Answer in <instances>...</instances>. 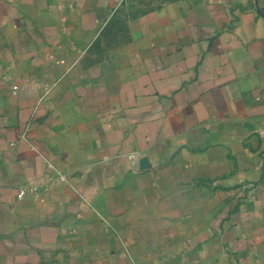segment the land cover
Masks as SVG:
<instances>
[{
  "label": "crops",
  "instance_id": "obj_1",
  "mask_svg": "<svg viewBox=\"0 0 264 264\" xmlns=\"http://www.w3.org/2000/svg\"><path fill=\"white\" fill-rule=\"evenodd\" d=\"M130 255L264 264V0H0V264Z\"/></svg>",
  "mask_w": 264,
  "mask_h": 264
},
{
  "label": "built area",
  "instance_id": "obj_2",
  "mask_svg": "<svg viewBox=\"0 0 264 264\" xmlns=\"http://www.w3.org/2000/svg\"><path fill=\"white\" fill-rule=\"evenodd\" d=\"M132 156H134V155H132ZM60 178L63 180H67L66 175H64V174H61ZM23 194H24V189H21L19 191L18 195L22 196ZM130 261H131V264H138L137 261L134 259V257H132V255H130Z\"/></svg>",
  "mask_w": 264,
  "mask_h": 264
},
{
  "label": "water",
  "instance_id": "obj_3",
  "mask_svg": "<svg viewBox=\"0 0 264 264\" xmlns=\"http://www.w3.org/2000/svg\"><path fill=\"white\" fill-rule=\"evenodd\" d=\"M140 162H141V166L144 167L148 164V158L147 157H142L140 159Z\"/></svg>",
  "mask_w": 264,
  "mask_h": 264
}]
</instances>
